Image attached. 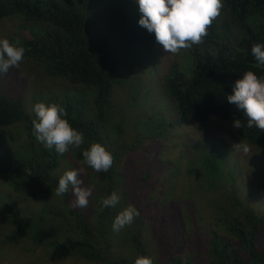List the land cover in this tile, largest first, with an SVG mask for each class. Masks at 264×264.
I'll list each match as a JSON object with an SVG mask.
<instances>
[{
    "label": "trees",
    "instance_id": "1",
    "mask_svg": "<svg viewBox=\"0 0 264 264\" xmlns=\"http://www.w3.org/2000/svg\"><path fill=\"white\" fill-rule=\"evenodd\" d=\"M118 1L0 0V27L14 15H22L31 23L30 37L19 38L26 49L22 73L27 87L37 80L35 69L41 80L45 79L32 98V107L48 92L64 87L63 96L49 93V99L65 107L66 118L85 135L78 152H72L78 163L74 162L73 168L83 169L78 178L93 189L87 208L73 206L71 186L63 196L55 194L63 175L60 159L35 139L36 117L26 112L21 98L16 99L17 85L11 82L16 79L14 72L10 69L7 74H0V182L7 191H0L4 240L24 254H33L37 247L47 244L53 252L50 258L58 264H135L139 256L153 257L155 264H159L157 259L167 261L165 264H264V252L255 248L264 218L255 216L250 207L242 204L253 203L255 193L238 187L236 177L242 174L241 166L221 139L232 137L249 146L264 145V131L255 126L248 128L244 111L226 99L233 94L235 81L246 71L264 76V65H259L251 52L254 43H264V0H223L221 13L203 43L193 45L194 49L185 54L183 67L173 64L162 84L175 103L171 125L192 124L205 136L209 132L207 162L211 170L220 169L215 170L209 183L210 191L214 188L218 198L224 196L222 203L229 209L239 208L235 215L207 220L202 219V209L192 213L182 208L183 220L194 230L192 235L196 229L205 234L197 235L187 252L179 236L181 224L180 232L170 224L168 238L156 243L146 234L148 225L145 234H129L124 229L117 233L112 226L119 211L113 207L99 210L102 195L116 191L127 206L145 185L153 192L149 181L156 178L149 167L125 165L127 159H139L134 145L127 148L122 143L116 148L111 138L106 143L101 132L110 126L119 139L128 122L145 114L137 91L143 79L134 62L138 60L137 51L149 50L157 43L155 33L139 25V6L131 11L126 3L119 10ZM50 79L56 81L50 84ZM57 81L62 86H57ZM164 97L165 101V94ZM149 98L153 100L149 111L160 116L155 108L157 96ZM134 109L136 113L132 112ZM235 119H240L245 127L234 128ZM215 128L218 131L214 132ZM131 132L129 128L127 133ZM96 142L114 155L107 172H96L85 163L83 151ZM248 168L260 182V189L255 191H264V166L251 163ZM121 169L125 174H120ZM151 206L156 208L155 204ZM136 224L142 230L141 216ZM210 229L218 230L220 235L212 234Z\"/></svg>",
    "mask_w": 264,
    "mask_h": 264
},
{
    "label": "rangeland",
    "instance_id": "2",
    "mask_svg": "<svg viewBox=\"0 0 264 264\" xmlns=\"http://www.w3.org/2000/svg\"><path fill=\"white\" fill-rule=\"evenodd\" d=\"M126 3H128V8L131 11L139 6L137 0H119L116 6L120 10ZM18 27V23L15 20H4L0 27V39L30 37V29H18ZM137 53L138 60L134 63L138 74L143 79V83L137 91L142 96L139 102L142 108L145 106V114L137 121L128 122L126 129L123 128V131H121L122 136L119 139H117L116 135L111 134V142L116 148H120L122 143L127 148L134 145L139 159L136 161L127 159L125 165L131 168L149 167L153 169L156 178L149 181L153 192L145 185L141 193L139 195L136 194L129 201V204H134L140 212L141 221H144L142 230L136 224L137 218L131 225L123 229L129 231V234L134 232L145 234L144 229L148 225L149 231L146 234L151 236V238L153 237L154 242L160 243L161 241H165L171 233L168 227L170 224L175 225L178 230L179 224H181L182 231L179 236L183 243V249L187 252L195 237L205 234L200 229H196L192 235L194 230L186 225L183 220L182 208H186L187 211L192 213H194V210L202 209L200 212L202 213L203 220H207L208 217L222 219V217L235 215V213L239 212V208L229 206V209L222 203L225 199L224 196L218 198L217 194L219 193L214 188L210 191L209 183L216 175L215 170L219 171L220 169L216 167L214 170H211L207 162L206 145L209 147V132L205 136L204 132L197 130L192 124L184 125V127H173L171 125V122L175 119V115L172 113V106L170 103L164 101L163 92L154 82L156 81L157 74L161 71L164 72L169 64L172 63L175 59V54L166 53L159 43L152 44L149 50H141L137 51ZM163 56L165 57L163 58ZM118 93H121V91L119 90ZM55 94L63 96V92L61 91H57ZM147 96H157L158 102L155 108L160 113V116L157 117L153 111H149L148 107L152 105L153 100L151 98L147 99ZM135 110L137 109H134L132 112L136 113ZM147 111H149L148 114H146ZM161 123H163V126L159 128L158 126ZM129 128H132L131 133L133 134L127 133ZM213 131L216 132L218 130L215 128ZM210 137H213L212 134ZM221 139L233 151L231 155L241 166L242 174L241 176L237 174L236 177L238 187H241L244 191H253L255 193V198L252 200L253 203L242 204L254 209L256 213L264 217V194L255 191L258 185V178L253 170H250L248 166L246 167L247 161L243 160V158L248 159L252 165L254 163L264 165V148L257 147L250 149L245 154L234 146L238 142L232 137H222ZM216 145L220 146V143L216 142ZM68 161L70 159L67 157ZM67 162L63 163V165L67 164ZM120 174H124L122 169L120 170ZM0 191L7 192L1 182ZM134 194V191H132V195ZM0 201H3L2 197H0ZM151 204H155L156 208L152 207ZM37 205L38 203L36 202L34 209ZM125 207L126 205L122 204L120 200L113 209L120 212ZM169 211H173L171 213L174 214V218L171 217L173 215ZM2 229L3 226H0V264H58L56 260L50 258L53 252L47 244L43 247H37L33 254H24L21 249L18 250L16 247L12 248L8 245L5 247L2 242L4 241ZM210 232L212 234L216 232L217 236L220 235L216 229H210ZM256 243L259 250H264V228L261 229V234ZM157 262L163 264L166 261L157 259ZM66 264H71V262ZM74 264L84 263L75 262Z\"/></svg>",
    "mask_w": 264,
    "mask_h": 264
},
{
    "label": "clouds",
    "instance_id": "3",
    "mask_svg": "<svg viewBox=\"0 0 264 264\" xmlns=\"http://www.w3.org/2000/svg\"><path fill=\"white\" fill-rule=\"evenodd\" d=\"M137 3L139 5V11L142 14L139 19V25L146 28L150 33H155L156 42L162 45L166 53L175 54V59L164 72L161 71L162 73L160 72L158 73L159 75L157 74L154 83L161 89L163 94L166 95L165 101L171 104L172 111L176 113L173 98L169 94L167 95L164 86L162 87L164 78L170 72L173 64L177 63V65L183 67L182 58L186 53H190L194 49L193 45L203 43L204 37L208 35L209 27L221 13L223 0H137ZM14 16L15 17H10V19L5 20H15L18 23V29H29L31 25L30 20H26L22 15ZM25 51L26 49L19 39L15 41H10L7 38L0 39V74H7L10 69L14 72L16 79H11V82L12 85H17L16 90H18V96L16 99L21 98L20 101L24 105L26 112L30 114L32 118H34V116L36 117V119L33 120V135L35 139L43 144L47 151L60 159V170L63 172V175L59 178L55 194L57 196H63L69 191V187L71 186L72 195L75 197V200L72 202L73 206L87 208L89 198L93 194V189L86 186L82 178H78L82 175L83 169L73 168V163L77 160H73L72 157V152H78L79 147L84 143L85 135L81 130L73 127L66 118L68 115L66 108L58 103L52 102L49 99V95L42 97L40 99L41 101L37 102L34 107H32L35 102L32 98L33 96L36 97V92L41 88L45 79L41 80L38 75L40 74L39 70L35 69L33 75H37V80L32 87H27V81L22 73L23 63H21L24 59ZM251 52L258 64L264 65V43H254L251 47ZM164 57L165 56H163V58ZM31 74L32 73H30V75ZM55 81L56 80L53 79L48 80L50 84ZM57 82V86H62V82ZM57 91L64 92V87L52 90L48 93L55 94ZM116 91L118 92L119 90ZM120 91L123 93L122 90ZM115 97L120 101L116 95ZM226 99L228 103L234 104L244 111L247 117L246 126L248 128L255 126L261 131H264V76H258L257 73L252 70L246 71L240 79L235 81L233 94L227 95ZM158 114L160 115V113ZM155 115L157 114L155 113ZM180 127H184L183 124L180 125ZM233 127L239 129L245 127V125L240 119H235ZM112 131L113 129L110 126H107L106 129H102L101 131L103 132L102 134L107 144L111 138V134L113 135ZM234 146L245 154H247L250 149H255L257 147L264 148V145L249 146L242 141ZM67 157L70 159L68 162ZM83 157L85 163L96 172H107L114 163L113 153L99 142L92 143L84 150ZM243 160L247 161L246 167L251 164L248 159L243 158ZM65 162H67V164L63 165ZM76 164L78 163L75 162V165ZM253 165L264 166L257 165L256 163ZM239 175L241 176V174ZM256 188L260 189L258 185ZM259 192L264 194L262 190ZM106 195L109 194L102 195L103 198L100 201V211L115 207L121 199L116 191H113L111 195L105 197ZM251 211L255 216H260L254 209H251ZM139 216L140 212L134 204L127 205L115 217L112 226L113 231L117 233L120 232L126 226L131 225ZM262 228H264V225L259 227L258 235L255 240V248L259 252H264V250L258 249L256 243ZM2 242L5 247L7 245L12 248L15 247L14 244H11L7 239ZM135 264H155V262L153 257L139 256L136 258Z\"/></svg>",
    "mask_w": 264,
    "mask_h": 264
}]
</instances>
